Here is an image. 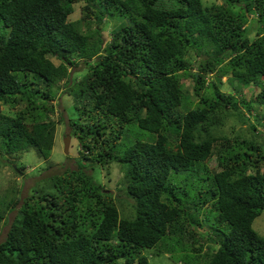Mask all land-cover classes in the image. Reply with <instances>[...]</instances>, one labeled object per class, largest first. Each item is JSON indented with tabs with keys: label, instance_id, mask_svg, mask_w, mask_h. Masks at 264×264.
I'll use <instances>...</instances> for the list:
<instances>
[{
	"label": "trees",
	"instance_id": "obj_1",
	"mask_svg": "<svg viewBox=\"0 0 264 264\" xmlns=\"http://www.w3.org/2000/svg\"><path fill=\"white\" fill-rule=\"evenodd\" d=\"M221 1L0 0V105L17 107L0 110V154L48 157L63 86L86 161L21 199L0 264H148L145 249L176 254L174 264H264L251 226L264 210V0ZM107 19L120 25L103 41ZM225 73L253 86L247 100L219 89ZM229 114L244 128L221 133ZM111 162L129 213L89 172ZM12 203L0 196V223Z\"/></svg>",
	"mask_w": 264,
	"mask_h": 264
},
{
	"label": "rangeland",
	"instance_id": "obj_2",
	"mask_svg": "<svg viewBox=\"0 0 264 264\" xmlns=\"http://www.w3.org/2000/svg\"><path fill=\"white\" fill-rule=\"evenodd\" d=\"M203 2L204 4H211L220 3L222 1L203 0ZM82 4V2L73 4V11L68 16V20H74L79 16V8ZM252 10L254 9H250L248 17L254 19L255 13ZM117 24L118 23L113 19L104 20L103 41L108 40L110 29L114 26L120 25ZM253 34V31L250 30L248 37L252 38ZM189 53L191 55V52ZM191 56H189L188 58V61L190 63L193 62L192 60L194 58ZM50 60L54 64L58 63V60L54 57H50ZM84 71L85 69L83 67L80 69L70 68V78H78ZM206 77L205 81H207ZM230 81L231 84L233 83L232 85L229 83ZM182 83H184L182 89L186 98L189 97L191 98V101H194L195 98L191 93V78L189 76H186L185 79H182ZM219 89L225 93L232 94L233 97H244V99L246 100L254 91V88L251 84L243 85L240 82H236V80L232 79L229 76V73H225L224 75H222ZM64 91L65 90L63 86H61L55 94V99L52 101L53 111L49 113V117L55 122V130L53 144L46 159L38 156L36 151L32 148H28L27 150L16 153L15 155L0 154V196L4 199L14 200V203L11 204L10 210L6 211V213L4 214L5 217L0 223V241L5 235V231L8 227L9 222L13 219L15 209H17L21 199L24 196L36 193L35 190L43 187L41 185L43 180L41 179L53 173L60 172L63 167L74 168L77 161L86 163L85 160L80 159L78 149L81 148L79 147L77 142L73 144L75 139L70 134V139L68 141V151L67 153L63 152V140L65 138L63 136L66 133H69V128L66 124V118L67 116H70L72 114L71 95L65 93ZM260 108L261 109L258 110V115L263 117L258 119V122H256L261 123L257 127V132L263 133L264 105H260ZM16 109L17 107L12 105H0L1 111H8L10 113H13ZM239 109L242 110L243 113H246L245 109H243L242 106L239 107ZM254 112H256V109L253 110V113ZM250 113H252V111ZM236 117L237 116H235L234 114L227 115L226 119L222 121L221 125H219L221 133L223 131L229 133L238 132L244 128V126L240 125V123L237 121ZM248 117L251 121V115H248ZM81 151L85 153V151ZM214 165V160L208 164V166L212 169L214 168ZM14 167H21V170L19 171L17 169V171L15 172ZM89 172L92 174L94 180L99 183L105 191L111 192V194L116 198L117 201H122V204L118 203V208L124 207L125 213H129V208L124 203V201H128V198L123 192H121L123 191V189H120V186L117 184L121 179V171H119L117 163L111 162L110 164L102 167L99 164L95 163L89 169ZM45 189L46 188H44V190ZM251 226L259 235H264V210L253 219ZM199 241L203 243L204 247L202 248V250H204V241L202 239H200ZM207 246L212 250L215 248V245L209 242H207ZM152 250L153 249L143 250V253L148 257V264H174L175 260L178 259V256L174 253L168 254V252H163L160 255H154L152 254Z\"/></svg>",
	"mask_w": 264,
	"mask_h": 264
},
{
	"label": "water",
	"instance_id": "obj_3",
	"mask_svg": "<svg viewBox=\"0 0 264 264\" xmlns=\"http://www.w3.org/2000/svg\"><path fill=\"white\" fill-rule=\"evenodd\" d=\"M68 140H69V136L68 135H65V138L63 140V152L64 153H66V151H67Z\"/></svg>",
	"mask_w": 264,
	"mask_h": 264
},
{
	"label": "clouds",
	"instance_id": "obj_4",
	"mask_svg": "<svg viewBox=\"0 0 264 264\" xmlns=\"http://www.w3.org/2000/svg\"><path fill=\"white\" fill-rule=\"evenodd\" d=\"M65 135H68L69 136V139H70V135H69V133H66ZM65 135L63 136V137H65ZM69 141V140H68ZM67 151H68V146H67ZM67 151H66V153H67Z\"/></svg>",
	"mask_w": 264,
	"mask_h": 264
}]
</instances>
